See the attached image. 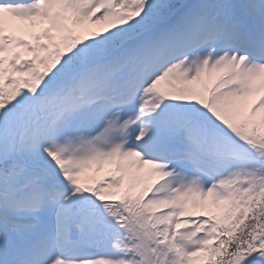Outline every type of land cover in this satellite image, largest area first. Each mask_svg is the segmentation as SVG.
I'll list each match as a JSON object with an SVG mask.
<instances>
[{"label": "snow or ice", "instance_id": "snow-or-ice-1", "mask_svg": "<svg viewBox=\"0 0 264 264\" xmlns=\"http://www.w3.org/2000/svg\"><path fill=\"white\" fill-rule=\"evenodd\" d=\"M0 264H264V0H0Z\"/></svg>", "mask_w": 264, "mask_h": 264}, {"label": "rangeland", "instance_id": "rangeland-1", "mask_svg": "<svg viewBox=\"0 0 264 264\" xmlns=\"http://www.w3.org/2000/svg\"><path fill=\"white\" fill-rule=\"evenodd\" d=\"M41 27H46V25H42ZM77 34L78 35H83L84 33H82L80 30H77ZM256 99H258V96H253L252 98H251V101H255ZM250 101V102H251ZM107 168V166L104 168H102L103 170H105ZM108 169V168H107ZM102 172V170H100L99 171V173H101ZM91 175H90V178H91V180H93V176H92V172L90 173ZM88 175V174H87ZM126 180V179H125Z\"/></svg>", "mask_w": 264, "mask_h": 264}]
</instances>
